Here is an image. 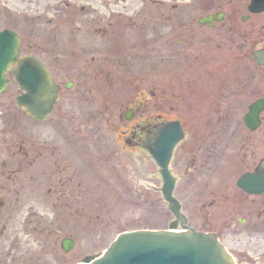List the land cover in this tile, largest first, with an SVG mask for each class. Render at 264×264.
I'll return each mask as SVG.
<instances>
[{
    "label": "rangeland",
    "instance_id": "rangeland-1",
    "mask_svg": "<svg viewBox=\"0 0 264 264\" xmlns=\"http://www.w3.org/2000/svg\"><path fill=\"white\" fill-rule=\"evenodd\" d=\"M248 2L0 0V28L17 32L20 52L47 60L61 84L55 111L44 122L15 107L12 80L0 95V264H72L104 250L121 231L166 228L172 215L156 192L161 184L156 166L148 155L118 144V130L112 128L130 89H155L154 76L141 82L143 38L158 15L191 21L221 7L239 16ZM243 27L264 43V13L254 14ZM93 68L98 73L94 89L106 106L98 112L81 95L91 93L92 82L82 87L80 81ZM67 80H75L70 89L63 86ZM253 136L262 149L264 122ZM181 154L179 149L176 155ZM241 161L226 157L216 167L215 182L230 183ZM190 182L182 174L174 194L198 229L189 194L199 192V182ZM214 208L204 211L222 212ZM65 237L74 240L68 251L60 246ZM220 239L238 264H264V214L258 221L252 217L250 225L224 228Z\"/></svg>",
    "mask_w": 264,
    "mask_h": 264
},
{
    "label": "flooded vegetation",
    "instance_id": "flooded-vegetation-1",
    "mask_svg": "<svg viewBox=\"0 0 264 264\" xmlns=\"http://www.w3.org/2000/svg\"><path fill=\"white\" fill-rule=\"evenodd\" d=\"M244 10L238 16L219 7L191 21L158 15L148 29L151 33L146 32L143 38L139 57L144 72L141 82L154 76L155 89H130L118 125L112 127L118 130V144L148 155L161 129L169 121H179L183 137L170 160L175 190L182 174L188 176L189 183L199 182V192L189 194L194 196L190 200L192 214L200 221L198 230L214 232L219 239L224 228L250 225L252 217L258 221L264 214V195L248 193L236 185L241 175L259 173L256 168L264 160V147L259 148L261 140L253 136L263 125L264 109L259 113V126L250 129L243 122L249 105L264 96V66L257 62L264 56L254 55L264 50V43L259 42L253 30L242 29V24L254 15L247 10V4ZM202 17L209 20L200 24L198 19ZM42 60L51 68L47 60ZM95 70L83 74L80 85L92 82L91 93L81 95L83 102L98 112L106 106L101 105L103 98L94 89L98 74ZM74 85L75 80L71 87ZM179 149L180 156L176 155ZM226 157L241 159V165L230 183H216V167L224 164ZM211 206L222 212L212 216L210 211H204Z\"/></svg>",
    "mask_w": 264,
    "mask_h": 264
},
{
    "label": "water",
    "instance_id": "water-1",
    "mask_svg": "<svg viewBox=\"0 0 264 264\" xmlns=\"http://www.w3.org/2000/svg\"><path fill=\"white\" fill-rule=\"evenodd\" d=\"M249 7L252 11H260L264 7V0H252ZM206 19H201V22ZM20 42V37L14 31L0 29V94L7 90V74L10 72L17 86L15 106L32 119L44 121L51 115L59 87L48 68L35 55H19ZM262 53L259 52L260 55ZM258 61L264 64V60ZM263 107L264 98L249 106L243 120L250 129L260 124L258 114ZM182 135L178 121H172L161 129L148 148L162 179V197L175 220L166 229L121 232L103 252L86 255L75 264H236L215 234L197 231L185 224L180 203L173 196L174 179L169 172V160ZM263 165L261 162L257 167L259 173L242 175L237 185L250 193H264ZM72 245L70 238L61 240L64 251H68Z\"/></svg>",
    "mask_w": 264,
    "mask_h": 264
}]
</instances>
